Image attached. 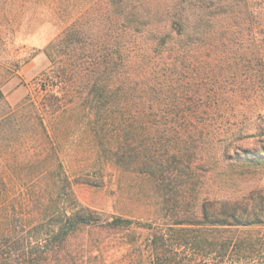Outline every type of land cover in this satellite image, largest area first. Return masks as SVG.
Instances as JSON below:
<instances>
[{
  "label": "trees",
  "instance_id": "16d2710c",
  "mask_svg": "<svg viewBox=\"0 0 264 264\" xmlns=\"http://www.w3.org/2000/svg\"><path fill=\"white\" fill-rule=\"evenodd\" d=\"M27 13L62 27L51 86L16 105L0 89V150L71 134L155 201L138 260L113 261L109 233L133 219L81 206L65 168L19 176L20 203L2 176L0 264H264V188L233 187L264 166V143L238 146L264 135V0H0V26Z\"/></svg>",
  "mask_w": 264,
  "mask_h": 264
},
{
  "label": "rangeland",
  "instance_id": "374dc122",
  "mask_svg": "<svg viewBox=\"0 0 264 264\" xmlns=\"http://www.w3.org/2000/svg\"><path fill=\"white\" fill-rule=\"evenodd\" d=\"M28 17L27 13L21 21L0 26V89L13 105L30 95L37 100L43 97L42 87L45 83L51 84L46 75L51 61L45 53V47L62 29L48 17L38 20ZM33 123L37 121L34 120ZM38 132V135L43 134L41 129ZM263 143L264 135H258L239 141L238 146L257 148ZM91 151L90 143L78 146L71 134L63 138L60 145H54L42 135L35 137L26 148L8 147L4 153L0 150V177L9 180L8 193L4 200L8 204L20 203L24 201V193L32 194L30 189L33 188L23 186L18 180L19 176L59 177L63 175L65 168L75 183V195L81 206L100 212L106 217H126L134 220L129 232L120 229L109 233V238L114 240L109 254L113 261L130 260L133 257L137 259L142 253V229H137L136 225L142 222V217L148 215L151 208L149 204H153L150 200L155 201L151 197L150 182L147 178L121 172L112 164H102ZM66 154L72 155L70 161ZM61 158L65 160V167L60 164ZM254 169L245 172L246 174L236 172L233 187L238 190H248L256 186L264 188V166ZM239 174L246 177L238 179ZM58 201L59 194L54 198V202ZM31 205L34 209L39 206L36 199L32 200ZM86 234L82 233L80 237Z\"/></svg>",
  "mask_w": 264,
  "mask_h": 264
}]
</instances>
